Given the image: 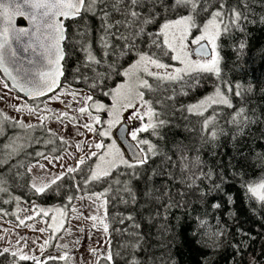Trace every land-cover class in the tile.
Masks as SVG:
<instances>
[{
    "label": "snow or ice",
    "instance_id": "1",
    "mask_svg": "<svg viewBox=\"0 0 264 264\" xmlns=\"http://www.w3.org/2000/svg\"><path fill=\"white\" fill-rule=\"evenodd\" d=\"M256 2L264 7V0ZM18 19L24 20L25 24L19 25ZM92 20L97 21L95 29L89 23ZM67 21H72L80 27L70 31L72 24H66ZM256 22L253 0H0V73L4 77L0 79V84L5 89H15L33 99L54 93L49 99H59L61 93L56 92V89L60 87V78L65 74V65L80 53L82 62L75 67V72L80 74L85 82L91 80L90 90L98 89L102 96L110 98V103L105 104L94 99L92 95L68 91L66 94L72 98V102L80 105L73 111L81 117H86L82 123L68 111L52 113L50 117L44 114L50 112V109L29 107L26 104L15 106V110L27 111L35 116L36 124H25L22 120L0 113V135L4 134L3 129L7 123L22 129H39L42 133L39 137H25L23 144L17 143L19 137H14L10 144L5 145L7 154L0 156V193L10 194L9 181L11 185H15L19 178L28 176L31 180L28 187L34 194L46 195L53 191L60 195L61 182L72 180L68 192L75 189V193L83 194L66 193L67 204L63 210L57 209V212L61 221L69 219L66 213L70 212L77 219L90 221L92 229L103 231L107 247L103 250L89 249L94 257L93 264H100L101 260L104 264H117V258L122 260V264H141L139 256L145 251L147 241L142 233L135 231L140 229L141 225L135 222L136 217L132 214H119L116 222L124 225L126 221H131L133 231H129L127 227L113 229L131 237L130 241L119 246L124 251H114L111 246L107 205L112 183H108V178L122 186L121 190L126 194V198H114L120 199L126 205L137 204L133 181L148 185L154 176L170 178L171 182L187 190L177 188L173 195L167 184H163L158 189L148 188L143 193L148 197L145 203L150 200L154 206L149 211H154L156 217L162 216L166 221L163 232L172 233L167 240H161L159 243L170 250L180 237L182 243L187 240L193 247L213 250L210 248V242L215 245L224 235L221 229L209 231V224L201 218L195 227L189 229L190 234L184 233L181 237L183 223H179V229L170 226L167 223L168 216L162 214L160 209L169 213L173 207H187L184 203L185 197L194 194L189 190L198 189V182L204 181H208V184L204 189H199L202 200H209L215 193H223L231 204L232 197L224 192L223 187L230 177L204 167L199 153L203 145L209 142L208 137H200V147L183 141H173L175 147L168 149L170 155L162 151L160 142L163 141L167 145V137L172 128L179 127L174 123L177 114L185 120V113L204 117V113L213 106L233 109V112L229 113L227 123L241 132L249 125L260 122L255 110L246 107L245 91L251 92L252 87L242 91L240 84L233 86L222 75L226 67L222 52L231 46L237 54L241 53L247 47L245 25ZM259 23L264 24V15L259 17ZM93 31H98L96 44L101 49L99 58L90 37ZM122 57L130 58L127 67L118 63ZM101 66L104 67V72L97 70ZM86 72L94 75L89 77L84 74ZM109 76L121 77L122 81L114 88L104 90ZM206 76L215 78L213 91L195 103H181V97L205 86ZM8 81H11V85ZM233 95L242 101L240 106L234 105ZM65 106L71 108V104ZM129 110L131 111L128 121L139 122L137 127L131 129L127 128L123 119V114ZM101 113L106 114L107 119H102ZM216 115L214 112L213 115L204 117L201 124V131L208 132L212 141L218 138L215 129ZM49 119H55L62 125L68 121L76 127L78 134L83 135L79 132V129L83 128L110 142L105 144L104 139H101L84 147L78 142L75 144L76 151L83 154L74 158L72 166L62 163L64 156L52 155L57 151L56 148H52L50 152H24L25 145L31 147L33 143L47 147L58 141L67 145L68 142L63 136H57L47 126L46 121ZM114 128H119L122 135L126 133V148H122L117 140L113 139ZM185 130L191 131L188 128ZM43 133L51 138L45 139ZM145 133L148 137H155L156 142L145 138L142 135ZM85 147L88 151L84 150ZM190 152H196L197 155L190 157ZM21 153H24L23 157L12 163ZM56 164H59L63 171L52 174L47 165ZM5 168L8 176L2 171ZM36 169L47 173V177L33 175ZM113 173H116L115 177ZM77 176L80 177L79 180ZM120 177L127 179L121 180ZM101 182L108 183V187L103 191L89 189L90 185ZM245 187L251 198L264 205V181L255 185L247 184ZM161 198H164L163 202L158 203ZM12 200L19 204L20 197H12L11 200L2 202L10 203ZM75 200L90 201L95 211L85 216L73 204ZM211 207L219 209L221 204L218 201L212 202ZM22 211L28 215L18 217V220L19 225L25 227L28 226L26 220H34L38 215L49 216L45 209ZM0 212L7 214L3 209H0ZM51 221L50 224L44 221L48 225L47 228L38 229L41 233L51 229L49 239L39 246L41 253L49 244V240L55 238L61 229L71 232L70 228H63V223L58 221L57 216H52ZM238 231L249 240L255 239L251 233L242 229ZM17 243L20 247L0 249V256L10 254L18 261L32 260L34 264H47L48 260L56 259L65 262L71 260L66 252L59 257L49 256L41 260L23 251L26 243ZM147 246L152 247L150 244ZM58 247L67 248V245ZM234 248V255L240 256L242 260L246 250L242 247V241H236ZM124 252H127V256ZM171 259L169 256V261ZM262 260L264 252L260 256H252L248 264H261ZM143 264H147V258Z\"/></svg>",
    "mask_w": 264,
    "mask_h": 264
},
{
    "label": "trees",
    "instance_id": "2",
    "mask_svg": "<svg viewBox=\"0 0 264 264\" xmlns=\"http://www.w3.org/2000/svg\"><path fill=\"white\" fill-rule=\"evenodd\" d=\"M253 6L255 10L256 23H247L245 25L247 31L244 36L247 38V47L237 54L231 46L225 48L222 55L225 57L226 67L223 72L224 78L230 81L233 86L240 84L241 90H246L249 86L252 87L251 92L245 91L246 107L255 110L257 117H260V122L251 124L246 127L243 132L237 129L235 126L227 123L229 119V113L233 112V109H228L223 106H213L209 108L205 113L204 117H208L214 114L216 115L215 129L218 132V138L215 141L210 139L209 133L201 131V124L204 117H198L185 113L187 120L181 118L179 114L174 120V123L178 124V128H172L171 133L167 137L168 144L165 145L163 141L160 142L162 151L168 152L169 148L174 149L175 145L173 141L188 144H195L200 147V137L205 136L209 138V142L203 145L202 151L199 153L200 158L204 162V167L213 170L214 173H224L227 182L223 185L224 192L232 197V202L229 204L228 197L223 193L213 194L209 200H202L200 198L199 189H204L208 181L203 183L198 182V189L189 190L194 194L186 196L184 203L187 207H180L169 210V213H164L163 209H160L162 214L168 216L167 223L179 229V223H183L184 228L181 233L183 237L184 233H189V229L196 226L199 219L203 218L209 224V231H216L217 228L221 229L224 235L219 238V245H212L210 242L209 249H201L191 246L184 240L181 242V238L178 237L176 242L173 244L170 250L164 248L159 241L167 240L172 235L171 232H163V226L166 221L161 217H156L154 211H149L154 206L148 197L143 195L148 188L158 189L163 184H167V187L171 189L173 195L177 188L183 189L182 186L175 184L170 181V178H161L158 176L152 177L151 182L145 185L143 182L133 181V190L137 194V204H124L120 199L114 197H125L126 194L121 190V185L115 184L112 178H108V183H112V191L108 193L109 202L107 205L108 218L110 223L109 234L111 239V246L114 251H124L119 246L127 241L131 240V237L127 233L121 234L119 231L113 229H122L127 227L129 231H133L132 222L126 221L124 225L117 223L119 214L127 216L132 214L136 217V223L141 225L140 229L135 231L142 233L144 240L147 241L145 245V251L140 254L139 260L141 264L147 258V264H248V261L252 259V256H260L264 252V205L259 203L256 199L251 198L246 192L245 185L253 184L264 181V24L259 23V17L264 15V7H261L256 0H253ZM22 23V21H20ZM93 29L96 28L97 21H89ZM66 24H72L70 31H73L79 25L68 21ZM90 37L93 40V49L99 58L101 56V49L97 46L96 40L98 37V31L90 33ZM129 57H122L118 61L119 64L127 67ZM82 62V54L77 53L76 57L65 65V76L63 84L71 85L79 90L90 93L94 99H105L109 100L108 97L102 96L100 91L90 90L89 83L85 82L80 74L75 72V67ZM100 72H104L103 66L97 69ZM89 77H92L94 73H84ZM122 80L121 77L109 76V79L105 82L108 90L114 88L118 82ZM205 86L189 92L187 96L181 97V103L187 105L195 103L201 99L204 95L210 94L213 91V85L215 78L211 76L205 77ZM79 81V82H78ZM235 91V87L233 88ZM233 103L236 106H240L242 101L232 97ZM45 98L31 101L33 107L39 106V109L44 108ZM0 113H3L0 111ZM5 114V113H3ZM8 116V115H7ZM37 123V122H36ZM34 123V124H36ZM26 124V123H25ZM186 128L191 131L185 130ZM223 130L222 132L220 130ZM4 134L0 135V156H6L8 149L5 145L10 144L14 137H19L17 143H25V137H39L42 135L39 129L28 130L20 127H13L10 123H7L3 129ZM55 132V131H54ZM56 133V132H55ZM45 139H50L46 133H43ZM57 136H59L56 133ZM145 138L151 139L156 142L155 137H148V134H142ZM188 139H185V138ZM67 140V139H66ZM68 142V140H67ZM69 142L67 145H62L58 141L54 144H50L47 147L40 144L33 143L31 147L25 145L24 152H34L36 150L50 152L52 148H56L57 151L52 155H63L68 149ZM170 155L171 153L168 152ZM24 153L17 156L12 163L16 160H20ZM197 155L196 152H190L189 156L194 157ZM158 159V158H157ZM27 163V161H24ZM159 162V161H158ZM91 163V162H90ZM5 176H8V172L5 169ZM23 171V169H21ZM174 171V170H173ZM116 176V173H113ZM77 176V180H79ZM215 178V177H214ZM121 180L127 179V177H120ZM31 180L30 177L24 176L19 178L15 185H10V194L0 193V209H3L7 214L0 212V219L12 221L19 224L18 220V205L15 200L10 203H3V200H11L12 197H20V202L27 208L38 209L39 206L51 205L59 207L63 210L64 205L67 204L65 194H76L75 189L68 192L70 185L73 183L72 180L66 179L61 182L62 187L60 189V195L50 191L46 195H36L28 187ZM108 183L101 182L99 184L90 185L91 191L100 192L104 188L108 187ZM55 187V186H53ZM83 194V193H82ZM164 198H161L158 203L163 202ZM76 201V200H75ZM73 201V204L75 203ZM220 202L221 207L219 209H213L211 207L212 202ZM19 202V203H20ZM69 216V212L66 213ZM43 217L38 215L34 220ZM26 220L25 223L34 221ZM23 226V225H20ZM242 229L244 232L251 233L255 239L249 240L239 233L238 230ZM190 234V233H189ZM59 233L56 234L54 241L58 237ZM242 241V247L246 250L243 253V259L240 256H235L234 245L236 241ZM53 241V242H54ZM55 243V242H54ZM54 243L51 248H54ZM152 245L148 247L147 245ZM0 249H2L0 247ZM71 260L65 262L63 260H48L47 264H76L71 254H68ZM127 256V252H124ZM52 257H59L55 255H49ZM42 257L41 260L49 257ZM169 256L172 257L169 261ZM0 264H34L32 260L18 261L14 259L10 254L0 256ZM100 264H104L101 260ZM117 264H122V260L117 258ZM264 264V260L261 261Z\"/></svg>",
    "mask_w": 264,
    "mask_h": 264
},
{
    "label": "rangeland",
    "instance_id": "3",
    "mask_svg": "<svg viewBox=\"0 0 264 264\" xmlns=\"http://www.w3.org/2000/svg\"><path fill=\"white\" fill-rule=\"evenodd\" d=\"M2 78L4 77L0 74V79ZM121 81L122 80H120V82ZM70 90L77 91L82 95L83 94L91 95L90 93L79 90L74 86L63 84L61 89L58 91L59 93H61L59 99H49V97L45 98L44 103L46 106L44 108L50 109L51 111L44 114L49 115L51 117L52 113L68 111L70 115L77 116L78 120L81 123L84 122V120H86V117H81L78 115V113L73 111L74 109L78 108L80 105L75 102H72V98L66 94ZM0 97H2V99H0L1 112L5 113L9 117L15 118L17 120H22L26 124L27 123L34 124L37 122L36 117L30 115L27 111L18 112L15 110V106L17 105L23 106L26 104L29 107H33V106L30 104L31 103L30 100H27L25 97L17 93L14 89L11 88L5 89L3 85L0 84ZM96 100L102 101L105 104L110 103V98L109 100H105V99H96ZM61 101H63L64 103H62ZM66 104H71V108L66 107L65 106ZM130 111L131 110L123 114L124 122L128 125L129 129L135 128L139 124V122L135 120L128 121V116L130 114ZM100 115L102 119H107L106 114L101 113ZM46 123L47 126L51 128L53 131H55L59 136H63L65 139L68 140L69 142L68 149L62 155L65 157L62 163L68 166H72L74 164L75 157L83 154V153H78L76 151L75 144L79 142L81 143V146L84 147V145L86 144L104 139L99 136H94L92 133L87 132L83 128L79 129V132L83 133V135H80L77 133L76 127L73 124L69 123L68 121H65L64 124L62 125L55 119H49L48 121H46ZM117 129L118 128H114L112 130L113 139H116L115 132ZM104 142L105 144H107L110 141L104 139ZM118 144L120 145V143ZM84 150L88 151V148L85 147ZM41 162L46 163L44 161ZM47 167L50 169V172L52 174H58L59 172L63 171V169L59 166V164H56V166L47 165ZM33 175L47 177L48 174L41 170L36 169L34 170ZM79 195H82V193H80ZM74 205L80 212H83L85 216H88L95 211V209L91 205V202L88 200H76ZM22 209H31V208H27L20 202L18 205V212H19L18 217L21 218L28 215V213L22 211ZM39 209L47 210L49 212V216L41 217L34 221L28 222L27 227L20 226L18 223L12 221L0 219V247L2 249L5 247H8L10 249H15L17 247H20V244L17 243V241H20L21 244L26 243V246L23 248V251L25 253H28L29 255L36 256L38 259H41L42 257L49 255L59 256L66 252L67 254H71L73 256L76 264H93L94 257L89 252V249L97 248L99 250H103L104 248L107 247L105 234L103 233L102 230L97 231L96 229H92L90 221L84 219H77L75 218L74 214H71L70 212H69L70 218L61 221L59 213L57 212V209H61V208L51 205L39 206L38 209H36V211H39ZM52 216H57L58 221H61L63 223V228H70L71 232H67L61 229V231L58 232L59 235L56 238V240L54 241V238L49 240V244L45 246L43 253H41L39 246L43 244L44 240L49 239V236L51 235V229L45 231L44 233L39 232L38 229L47 228L48 225L44 223V221H47L50 224L52 222L51 221ZM33 229H37V230H33ZM81 229H83V231H81ZM21 238H23V240H21ZM33 241H35L36 243L34 244ZM52 243H54V248H51L53 246ZM219 244L220 242L218 240L215 245H219ZM58 245H67V248L58 247Z\"/></svg>",
    "mask_w": 264,
    "mask_h": 264
},
{
    "label": "water",
    "instance_id": "4",
    "mask_svg": "<svg viewBox=\"0 0 264 264\" xmlns=\"http://www.w3.org/2000/svg\"><path fill=\"white\" fill-rule=\"evenodd\" d=\"M20 21H22V23H20ZM67 22H68V21H67ZM67 22H66V23H67ZM18 24H19V25H24V24H25V21L22 20V19H18ZM0 74L3 76L2 73H0ZM64 76H65V74H64ZM64 76L60 78V87L56 89V92H58V91L61 89V87H62V85H63V81H64ZM8 83L11 85V81H8ZM14 90H15V89H14ZM15 91H16L17 93H19L20 95H22L23 97H25L27 100H30V101H34V100H38V99H42V98H46V97L51 96V95L54 94V93H48L47 96H41V97H38V98L33 99V98H30V97H26L23 93H20V92H18L17 90H15ZM127 128H128V126H127ZM115 135H116V139H117V141L120 143V145L122 146V148H126V144L124 143V136L126 135V133H124V135H122V134H121V130L118 128V129L116 130V132H115ZM126 154H128V153L126 152Z\"/></svg>",
    "mask_w": 264,
    "mask_h": 264
},
{
    "label": "flooded vegetation",
    "instance_id": "5",
    "mask_svg": "<svg viewBox=\"0 0 264 264\" xmlns=\"http://www.w3.org/2000/svg\"><path fill=\"white\" fill-rule=\"evenodd\" d=\"M127 125V124H126ZM128 126V125H127ZM129 129V128H128Z\"/></svg>",
    "mask_w": 264,
    "mask_h": 264
}]
</instances>
